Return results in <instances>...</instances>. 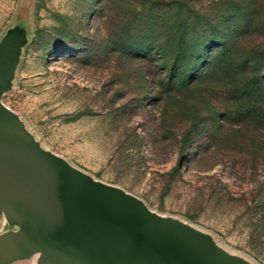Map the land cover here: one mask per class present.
<instances>
[{"label":"rangeland","instance_id":"obj_1","mask_svg":"<svg viewBox=\"0 0 264 264\" xmlns=\"http://www.w3.org/2000/svg\"><path fill=\"white\" fill-rule=\"evenodd\" d=\"M17 22L2 100L44 148L264 264V0H0Z\"/></svg>","mask_w":264,"mask_h":264},{"label":"water","instance_id":"obj_2","mask_svg":"<svg viewBox=\"0 0 264 264\" xmlns=\"http://www.w3.org/2000/svg\"><path fill=\"white\" fill-rule=\"evenodd\" d=\"M27 37H0V264H254L44 148L2 100Z\"/></svg>","mask_w":264,"mask_h":264}]
</instances>
